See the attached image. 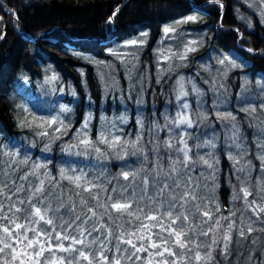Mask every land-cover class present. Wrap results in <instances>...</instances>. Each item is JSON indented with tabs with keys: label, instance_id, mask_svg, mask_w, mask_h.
I'll list each match as a JSON object with an SVG mask.
<instances>
[{
	"label": "trees",
	"instance_id": "trees-1",
	"mask_svg": "<svg viewBox=\"0 0 264 264\" xmlns=\"http://www.w3.org/2000/svg\"><path fill=\"white\" fill-rule=\"evenodd\" d=\"M124 1L0 0V189L4 193L0 195L3 208L0 217L8 216V219H0V239L11 244L17 253L39 251V245L26 248L27 240L21 242L17 233L21 237L39 239L40 244L47 246L39 257H22L25 264L36 261L43 264L41 258H50L51 250L62 252L55 249L59 245L75 251L70 255L59 254L53 264H61V261L89 264V260L92 264H104L101 253L108 264H115L117 260L120 264H163L165 261L167 264H264V211L261 210L264 199L257 194L253 183V178L264 171V155L257 156L260 150L252 151V147L248 152L246 143L252 136L247 141L238 131L240 122L242 127L252 126L253 122L261 126L264 102L253 96L256 87L264 91V24L238 0H221L224 12L220 27L217 26L219 5L202 7L204 13L191 9L192 3L201 7L209 0H191L192 3L188 0H127L123 4ZM259 6L264 8V0L256 8ZM192 14L198 17L195 24L175 26L170 33L163 32L165 26ZM111 18L113 26L108 20ZM233 29L240 33V47ZM107 32L111 34L108 39ZM25 35L37 41L27 40ZM139 36H143L144 48L137 57V69L141 76L144 77L141 74L144 72L149 75L147 85L141 89L143 96L139 92L132 101L142 105H132L128 101L127 83L118 82L115 90L111 87L112 79L108 78L105 85L99 74L117 75L112 69L113 58L105 51L121 42L137 40ZM190 37L196 49L185 54ZM159 41L161 55H167V62L160 63L154 52ZM179 41H183L182 44H174ZM171 59L182 60L184 69L169 70ZM219 66L221 75L212 77L211 72L218 71ZM155 72H161L162 76L156 79ZM180 75L186 78L193 75L207 93L208 102L200 106L207 114L205 128L212 125L213 130L224 132L231 124L236 134V148H227V137L220 133L214 140L215 151L208 154L203 148L204 140L196 139L199 122L203 121H198L194 107L187 118L192 128L184 132L185 150H182L179 129L172 127L176 109L173 81ZM141 82L145 84V78ZM245 82L252 85L250 98L256 105L253 113L235 106L241 105L236 101V93L239 88L247 87ZM49 102L72 105V108L67 116H60L48 125L42 106ZM120 102L124 105H118ZM215 108L219 113H215ZM86 115L92 118L87 143L101 156L100 163L94 157L101 165L81 172L83 166L76 162L73 166L70 161L73 148L69 138ZM123 115L125 125L106 136L114 141H99L97 129L101 117L117 119ZM263 140L264 137L259 143L262 147ZM238 148L242 151L243 163ZM156 150L159 157H174L195 179L190 191L196 201L187 221L180 217L172 224L164 209L158 213L150 205L143 210L138 207L135 213L131 212L132 205L123 213L110 206L117 201L131 204L132 167L129 166L139 165L132 161L127 164L125 155L134 152L149 163ZM245 164L252 170L250 179L245 175ZM123 173H129L130 178L125 180ZM163 175L173 176L171 173ZM77 176L82 177L80 187L67 178ZM203 181L209 199L206 206L201 204L198 195ZM41 182L44 192L37 193ZM50 188L59 189L71 209L81 207L83 216H74L63 228L56 224L55 230L37 237L30 229L43 233L40 228L44 224L30 217V211ZM246 192L249 195L245 198ZM89 208L95 211V216ZM204 212H208L210 218L204 216ZM148 215L158 219L148 220ZM13 220L24 227L16 229ZM5 226L13 233L11 238L2 231ZM169 226L186 233L182 236L185 248L177 246L174 236L169 235ZM143 232L147 238L139 241ZM58 233L68 238L57 240ZM225 235L230 237L228 241ZM87 236L95 237L92 248L69 247L73 246L72 238L83 241ZM122 239H132L142 250L135 252ZM151 243L160 247L152 248ZM255 246L260 251H253ZM3 247L0 243V248ZM164 248L175 255L167 252L158 255ZM81 251L89 260L79 256ZM197 253L200 260L196 259ZM14 254L11 248H4L0 252V264H20V259L13 260Z\"/></svg>",
	"mask_w": 264,
	"mask_h": 264
},
{
	"label": "rangeland",
	"instance_id": "rangeland-1",
	"mask_svg": "<svg viewBox=\"0 0 264 264\" xmlns=\"http://www.w3.org/2000/svg\"><path fill=\"white\" fill-rule=\"evenodd\" d=\"M190 3H192L191 0H188ZM239 3H242L246 5V7L255 13V15L259 18L262 24H264V8L259 6V8H256L258 3H261V0H238ZM127 3V0L123 2V4ZM193 4V3H192ZM209 4H217L221 7L219 19L217 20V26L220 27V21L222 20V13L223 8H222V1L221 0H209L205 2L202 6H207ZM194 5V4H193ZM196 6V5H195ZM198 7V6H197ZM224 15V14H223ZM191 18V19H190ZM197 15L192 14L190 16H187L186 18H183L177 22H175L173 25L170 26H165L163 28V32L170 33L171 28H174L175 26H180V25H187V24H195L197 21ZM109 20V23L111 24V20ZM167 30V31H166ZM170 30V31H169ZM233 31L237 34L238 39H237V46L238 40L240 39V33L237 32L236 29H233ZM109 32H107V35ZM143 36H139L137 40H127L125 42H121L117 45H114L112 49L106 50L105 52L107 54H111L112 60H113V65L112 69L116 71L117 75L113 74H107V73H100V79L103 81V84L107 85L106 83L108 82V78H111L113 82H111V87L113 89H118L119 84L118 82H125L127 83V90L129 97L128 101L131 102L132 105H142L137 103L136 101L132 103L134 100V97L137 95V93L142 94V87L143 85H147V79H148V72H144L141 74H144V77L141 76L138 72L137 69V63H138V55L141 53L142 49L144 48L143 46ZM180 40V39H179ZM183 41H179L178 43H174L175 45L177 44H182ZM195 41L190 37L188 39V49L185 52V54L194 51L196 48L193 47ZM160 47V48H159ZM240 47V46H239ZM154 52L156 55L158 54V60L160 63L162 62H167V55H161V42L159 41L158 47L154 49ZM248 52V51H246ZM249 53V52H248ZM162 56V57H161ZM160 57V58H159ZM223 61V60H221ZM94 63V60L91 59V64ZM97 65V63L95 64ZM223 65V64H222ZM159 66V64H158ZM228 66V64H227ZM185 65L182 60L179 59H171L168 61V69L173 70V69H184ZM224 70L226 67L223 65ZM215 70V69H214ZM214 70L211 72L212 77L215 76H220L221 75V66H219V70L214 72ZM162 76L161 72L156 73L155 72V78L158 79ZM145 78L146 82L143 84L141 82ZM188 80V82H187ZM248 82V80L246 81ZM245 82V83H246ZM173 83L175 84V91L176 95L174 97V105L176 106V109L173 114L174 122L172 124V127L174 129H179V141L181 143V148L182 150H185L184 147V142H183V135L184 132L187 129L191 130V126H189L188 123H182L181 121H188L189 117V111L190 109L194 110L195 109V114L197 115L198 121H203L199 122L200 126L197 131V137L196 139H201L203 141V148H205L208 151V154H211L215 151L216 145L214 143V140L218 139L220 136V133H224L227 137V148H236L237 143L235 141V130L233 127H230L231 124H229V127L227 126L226 130L224 132L220 131L218 132L217 130H213V126L209 125L208 127L205 128V125L207 123L204 122L207 118L206 110H204L201 105H206L207 100V93L206 91H202L200 86L196 82V78L193 77V75H190L189 77H184L182 75L178 76ZM188 83V85H187ZM247 87L246 88H239L236 93V101L241 103V105H235L237 108L240 109H246L250 110L253 112H256L254 103L252 102V98H250V92L252 91V85H248L246 83ZM51 87V86H49ZM53 88L51 87V90ZM214 94L216 92H213ZM137 97V96H136ZM259 98L262 99L264 102V91L260 87H256L255 89V94L253 96V99ZM216 100H218V97H216ZM203 101V102H202ZM121 104L118 105H124V103L120 102ZM244 104V105H242ZM117 105V104H113ZM185 105H187L185 107ZM218 105V104H215ZM66 105H55L52 103H47L46 105L42 106V109L46 113V117L48 118L47 123L48 125H52L53 122H56L57 118L65 117L67 116L72 108V105L69 107ZM262 112L264 113V106L262 107ZM261 112V126L259 124H256L253 122L252 126L246 125L244 127L241 126V123L238 125V131L241 134V138L247 139L250 136H252L250 141L247 139V147H248V152H251V147L252 151H259L256 153L257 156L259 155H264V140H263V147L260 145V141L264 137V114ZM215 113H219V110L215 108ZM126 123L125 116H121L120 118H106V117H101V120L99 122V128L97 129V134L99 133L98 139L99 141H107V143H112L114 140L106 139L107 135L113 134L115 129H120L122 126H124ZM170 123V121H169ZM92 124V118H90L88 115L85 116L83 121L80 122L79 127L77 130L71 135L69 138L70 143L72 144L71 148H73L71 152V158L70 161L74 164L73 166H76V164L82 165L83 169L81 172H88L94 170V167H100L101 164L99 162V159L101 156H99L98 152L95 149H92L91 146L88 145V139L90 136V126ZM121 125V126H120ZM120 126V127H118ZM221 127V124H219ZM106 128V131L105 129ZM220 129V128H219ZM254 129V130H253ZM92 130H94L92 128ZM251 134V135H250ZM247 135H249L247 137ZM88 142V143H85ZM198 145V144H197ZM196 145V146H197ZM202 147V142L200 143ZM146 150V147L144 148ZM238 153L240 157V162L243 163V158L242 156V151L240 148H238ZM157 150L154 152L153 157L151 162H146L144 158L137 156L134 152L130 153L128 155H125L124 160L128 164L129 161H132L134 163H137L139 166L134 167V166H129L132 167L130 168V171L135 173V178L133 179L131 177L129 181V185L131 186V194L129 196V199L131 200V205H132V210L131 212L135 213L137 212V208L139 207L140 210L145 209L148 207V205L152 206L155 208V212L160 213L161 210H165L166 213L168 211H172L173 217L179 216L181 213L183 216L191 217L193 214V202L196 201L193 199L192 191H190L192 186V181L195 180L194 177L192 176V173H188V171L181 167L180 163L176 162V159L174 157L168 158L167 156L165 157H159L157 155ZM113 153H115L113 151ZM252 154V153H251ZM97 159V162L95 161V158ZM89 158L91 159L89 161ZM72 166V167H73ZM98 170V169H97ZM172 174L173 176H164L163 174ZM131 174V175H132ZM245 175L247 179H250L252 176V170L249 167L248 164H245ZM147 180L148 183L145 185L143 182L144 180ZM201 181V179H199ZM205 181L201 183V191L198 192V195L200 196L201 204L206 206L207 201L209 199L207 198V188H205ZM253 183L255 184V189L256 192L259 196H262L264 199V171L259 173V176H255L253 178ZM164 185H167V188H164L163 193H161V188L164 187ZM49 193H52L49 195ZM189 194L187 198L185 199V194ZM249 195V192H247ZM248 195H245L244 197H248ZM175 197V199H172ZM67 197L57 188H50L48 189L45 194L43 195L42 198L38 200L37 206L40 207L42 211L47 209L46 213V218L52 219L53 224L48 225L44 221H41L44 226L43 228H40V231H43V233L48 234L49 230L53 231L56 228V224L63 228L62 226L64 223H68L70 219H72L74 216L75 217H82V208L81 207H74L71 209L70 204H68L67 201H65ZM179 203V206L177 207ZM174 205V207H172ZM31 213V211H30ZM183 216H181L183 218ZM36 218V217H34ZM66 221V222H65ZM141 234V233H140ZM139 234V235H140ZM144 238L139 241H144L147 238V234L143 232L141 235ZM95 237H89L87 236L81 243L80 245L75 243L73 244L72 239L70 240L71 245L69 247L77 248L80 250H87V248H92L93 245L96 243L94 241ZM45 248V244H42ZM52 245H50V248ZM55 249H59L58 247H55ZM69 251H62V252H56L54 253L53 250L50 251V258H41L43 264H53L54 260H57V257L59 254H71V248ZM253 251H260V248L258 246H255L252 248ZM54 258V259H53ZM60 262V261H58Z\"/></svg>",
	"mask_w": 264,
	"mask_h": 264
},
{
	"label": "snow or ice",
	"instance_id": "snow-or-ice-1",
	"mask_svg": "<svg viewBox=\"0 0 264 264\" xmlns=\"http://www.w3.org/2000/svg\"><path fill=\"white\" fill-rule=\"evenodd\" d=\"M0 38H2V37H0ZM186 106L187 105H185V107ZM181 122L182 123L186 122V123L189 124V126H191V121L182 120ZM85 143H87V142H85ZM135 175H136L135 173L132 174V178L133 179L135 178ZM123 177H124L125 180H128L130 178L129 177V173H123ZM67 178L70 179L73 183H75L77 187L81 186L80 185V180L82 179V177L77 176L75 178H71V177H67ZM24 179H26V177H24ZM143 183L145 185H147L148 181L145 179ZM167 187H168L167 185H164V187L161 188V192H163L164 188H167ZM85 190L86 191H91L90 188H86ZM36 192L37 193H43L44 192L43 182H41V186L36 189ZM51 194L52 193H49V195H51ZM0 195H4L3 189H0ZM188 195L189 194L186 193L184 198L186 199ZM245 195H248V193L246 192ZM8 199H11V197L9 196ZM93 199H96V197H93ZM172 199H175V197H173ZM193 199H194V197H193ZM20 203H23V201H20ZM110 206H111L112 209L116 210L117 212H122L123 213V212H128V209L131 207V204L128 203V202H119V201H117V202L111 203ZM172 207H174V205ZM32 209L33 210L30 213V217H36V218H38L39 221H44L48 225H52L53 224V220L52 219L46 218L47 209L42 211L40 207H36L35 205L32 206ZM15 210L17 212L20 211L19 208H16ZM261 210L264 211V209H261ZM88 211L91 212L93 216H95L96 213H95V211L92 208H89ZM0 212H3V208L2 207H0ZM128 214L131 215V213H128ZM203 215L210 218V214L208 212H204ZM166 216L169 219L172 220V224H175L177 222V220H179L180 217L183 216V214L181 213L179 216H177L176 218L173 219L172 218V216H173L172 211H168L166 213ZM0 219H8V216L4 215V216L0 217ZM147 219L148 220H157L158 218L156 216H154V215H148ZM183 219L185 221H187L188 217L187 216H183ZM12 223L15 224L16 229H21V228L24 227L23 225H21L19 223H16L14 220L12 221ZM217 223H219V222L217 221ZM143 227L144 228H148L149 225H143ZM169 228H170L169 235L170 236H174L177 246H179L180 248H185L186 244L182 241V236L186 235V233L182 229L177 231L176 229H171V226H169ZM229 228H231V225H229ZM30 230L33 231L37 237H40L41 235H46V234H43L41 232H37L35 229H30ZM2 231L9 238H11V236L13 235L12 231L7 226L3 227ZM203 234L207 235V233H203ZM131 235H135V233H132ZM241 235H243V233H241ZM17 238L20 239L21 242H23L24 240H27V244L25 246L26 248H33L34 245H39V251H35L34 254H29L26 251H21V252L17 253L16 249L12 248L11 244H9V243L5 242L4 240L0 239V243H3V245H4L3 248H0V252H3L4 248H11L13 253H15L13 255V260L20 259V264H25V260L22 257L28 256L29 259L32 258V255L39 257L42 254V252L44 251V246L42 244H40L39 239H29L26 235L21 237L19 233H17ZM55 238L57 240H60V239H67L68 237H66V236L62 237L58 233ZM143 238L144 237L141 236V239H143ZM148 239L150 240L151 237H148ZM224 239H225V241H228L230 239V237L228 235H225ZM72 242H73V244H75V243H83L82 241H79L76 238H72ZM122 242L123 243H127L128 245H130L135 250V252H140L142 250L140 247H137V245L133 242L132 239H127V240H123L122 239ZM165 243H167V242L165 241ZM213 243H215V241H213ZM149 246L152 247V248H159L160 247V245H158L156 243H151ZM226 246L227 245H225V247ZM58 247L62 251H69L70 250V249H65L62 245H59ZM49 250H51V249L49 248ZM71 250L75 251V249H71ZM144 250L146 251L147 249H144ZM135 252L133 253V255H135ZM165 252H167L168 255H173V256L175 255V253H173L168 248H164V251L158 253V255L163 256ZM79 256L82 257L85 260H89V257L87 255H85V253L83 251L79 252ZM101 257L103 258L104 264H108L107 258L103 257V253H101ZM196 259L197 260L201 259L199 253H197ZM35 264H39V262L36 261ZM61 264H63L62 261H61ZM69 264H71V261L69 262ZM89 264H92L91 260H89ZM115 264H120L119 260H117L115 262ZM163 264H167V261L163 262ZM173 264H175V262H173Z\"/></svg>",
	"mask_w": 264,
	"mask_h": 264
},
{
	"label": "bare ground",
	"instance_id": "bare-ground-1",
	"mask_svg": "<svg viewBox=\"0 0 264 264\" xmlns=\"http://www.w3.org/2000/svg\"><path fill=\"white\" fill-rule=\"evenodd\" d=\"M110 20H111V24H110V25L113 26V25H112V18H111ZM106 27L108 28V26H106ZM107 28H106V29H107ZM112 29H113V28H112ZM107 30H108V29H107ZM25 36L28 37L27 40L37 41V38H32L31 36H28V35H25ZM110 36H111L110 33H109L108 35L106 34L107 39H108Z\"/></svg>",
	"mask_w": 264,
	"mask_h": 264
},
{
	"label": "water",
	"instance_id": "water-1",
	"mask_svg": "<svg viewBox=\"0 0 264 264\" xmlns=\"http://www.w3.org/2000/svg\"><path fill=\"white\" fill-rule=\"evenodd\" d=\"M192 11H193V12H200V13L202 12V13H203V11H202L200 8H198V7H196V6H193V5H192ZM27 38H28V37H26V39H27Z\"/></svg>",
	"mask_w": 264,
	"mask_h": 264
}]
</instances>
